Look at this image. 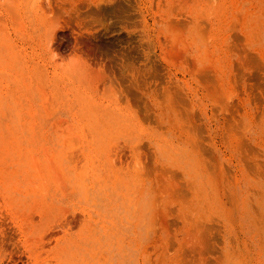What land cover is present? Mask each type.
<instances>
[{"label":"rangeland","instance_id":"374dc122","mask_svg":"<svg viewBox=\"0 0 264 264\" xmlns=\"http://www.w3.org/2000/svg\"><path fill=\"white\" fill-rule=\"evenodd\" d=\"M0 264H264V0H0Z\"/></svg>","mask_w":264,"mask_h":264}]
</instances>
